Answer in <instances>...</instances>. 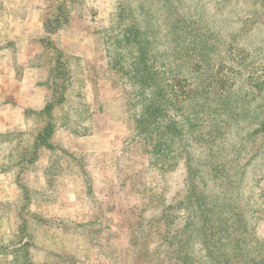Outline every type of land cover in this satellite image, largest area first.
<instances>
[{"label": "rangeland", "instance_id": "rangeland-1", "mask_svg": "<svg viewBox=\"0 0 264 264\" xmlns=\"http://www.w3.org/2000/svg\"><path fill=\"white\" fill-rule=\"evenodd\" d=\"M59 2L0 0V107L19 105L0 109V168L8 169L0 172V264H144L145 247L135 242L141 202L157 192L159 176L145 171L139 146L120 158L134 122L106 56L128 31L130 41L141 37L164 91L191 90L202 108L228 112L222 127L233 133L204 151L203 179L224 208L239 195L231 208L249 209L264 236L256 218L264 212V133L248 136L264 120V0H63L69 21L46 34ZM27 81L54 104L51 147L33 161L30 148L49 119L37 115L44 104L29 105ZM25 240L29 257L18 249Z\"/></svg>", "mask_w": 264, "mask_h": 264}, {"label": "trees", "instance_id": "trees-1", "mask_svg": "<svg viewBox=\"0 0 264 264\" xmlns=\"http://www.w3.org/2000/svg\"><path fill=\"white\" fill-rule=\"evenodd\" d=\"M54 8V14L43 22L46 34L58 30L69 21L63 0ZM128 32L115 38L112 43L109 42L111 40L107 41L114 48L109 49L106 56L110 69L118 74L115 85L120 86L128 96L125 104L134 122L133 133L125 141L120 158L123 159L139 146L146 158L145 171L153 169L159 176L157 192L151 188L152 196H143L141 202L144 216L135 242L145 247L142 262L264 264V236L258 232V225L249 214L250 210L244 206L231 208L230 203L236 202L239 195L231 197L226 207L229 210L224 208L221 204L223 197L209 195L208 185L203 179L204 172H207L205 168L210 169V164L203 160L206 155L204 151L210 150L218 137L233 133L226 131L227 127H222L224 120L220 113L229 117L228 112L223 109L218 113L202 108L203 104H198L199 99L191 90L182 94L164 91L159 80L160 71L152 64L141 37L138 41L134 38L130 41ZM135 32L140 35L139 28ZM55 67L58 70L56 77L63 75L59 60ZM54 81L56 83L57 80L54 78ZM205 99L211 102L212 98L206 95ZM53 105L50 101L37 113L46 115L49 121L34 139L30 148L31 161L39 157L41 148L48 150L51 147ZM235 113L239 117V113ZM199 117L203 119V125L196 123ZM213 117L217 122H213ZM232 119L237 121L236 118ZM81 133V136L86 135V129ZM260 133H264V120L248 136ZM20 157L16 165L23 169L26 158L23 154ZM11 159L12 155L10 158L8 156V163ZM0 172H8V169L2 166ZM256 218L257 221L264 220V212ZM24 226L25 223L20 232ZM31 247L29 240H25L18 249L29 257Z\"/></svg>", "mask_w": 264, "mask_h": 264}, {"label": "crops", "instance_id": "crops-1", "mask_svg": "<svg viewBox=\"0 0 264 264\" xmlns=\"http://www.w3.org/2000/svg\"><path fill=\"white\" fill-rule=\"evenodd\" d=\"M9 55L11 57V54H9ZM5 60H7V59H5ZM8 61H9V58H8ZM3 64H6V62H4ZM29 74L31 75L32 74V71L27 70L25 72V78L28 77ZM27 84L28 85L24 84L25 85V88L22 87V89L27 91V94L26 95L29 94V90L32 91L31 97L29 98V100H30L29 105L30 106H33V107L36 106L37 108H39L41 106V103H42V104H44L43 105V109H44L45 106L50 102V95L51 94L48 93L47 91H45L44 89H38L36 92L38 93V95L42 94L43 95V98H42V96H38L37 99H35L34 96L36 95V92H34V84H33V82H32V85L30 84V86H29V81H27ZM0 106H1V104H0ZM2 106H4V107H0V109H2V108L3 109H9V108L15 109V108H18V107H14V106H19V105L16 104V103H14V101H10V103L6 102V104H3Z\"/></svg>", "mask_w": 264, "mask_h": 264}]
</instances>
